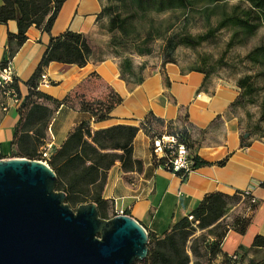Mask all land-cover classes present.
<instances>
[{
  "label": "crops",
  "instance_id": "1",
  "mask_svg": "<svg viewBox=\"0 0 264 264\" xmlns=\"http://www.w3.org/2000/svg\"><path fill=\"white\" fill-rule=\"evenodd\" d=\"M104 5V0H67L61 6L51 34L36 26L29 28L28 40L13 58L18 88L24 97L28 94L26 81L41 61L51 35L58 36L67 30L83 33L95 50L110 39V34L97 21ZM17 32L15 20L0 23V65L8 50L7 36ZM153 69V72L145 69L143 80L135 84L121 77L116 58L98 60L94 56L83 67L52 62L46 69L52 84L40 90L58 100L69 96L73 103L56 108L48 104L54 107V114L44 146L59 147L76 124L90 119V114L77 104V96L98 100L113 91L123 98L108 120L92 123L93 129L118 124L140 126L149 112L166 121L188 113L189 124L193 127L192 139L202 140L199 156L208 162L229 156L228 163L222 167L197 168L184 179L154 165L151 138L141 129L134 140V157L143 162L142 170L123 172L121 163L116 162L108 171L103 197L111 204L110 215L123 211L138 220L148 232L162 234L197 207L206 194L219 191L233 195L253 188L257 208L251 213L248 230L244 234L230 230L222 243V252L228 255L240 247L249 249L256 235L264 236V188L259 186L264 180V139H250L249 146H242L238 118L230 109L239 89L221 80L207 82L204 73L185 70L173 63ZM3 101L0 93V158H9L13 157L12 141L20 117L16 107L3 111ZM239 213L250 214L244 211L243 205H238L230 215ZM254 256L250 253V257Z\"/></svg>",
  "mask_w": 264,
  "mask_h": 264
},
{
  "label": "trees",
  "instance_id": "2",
  "mask_svg": "<svg viewBox=\"0 0 264 264\" xmlns=\"http://www.w3.org/2000/svg\"><path fill=\"white\" fill-rule=\"evenodd\" d=\"M0 23L15 20L18 24L17 33H9L8 50L1 65L7 63L8 58L13 59L20 48L28 40L27 32L31 26H36L44 32L51 34L52 28L61 11V6L67 0H1ZM105 1V0H104ZM118 6L106 4L98 15L97 21L102 24L105 14H110L107 32L114 34L119 32L122 37L129 36V28L132 17H136L143 8L144 3L150 0H120ZM132 1L136 7L127 4ZM185 0H165L167 4L175 2L185 3ZM212 3L223 2L221 8L222 16L213 29L207 33L192 37L190 35L165 36V47L163 64L174 63V53L179 46L197 47L203 42L215 37V32L221 29L232 31L230 40L227 41V49L236 45L245 44L264 25V0H240L239 3L226 8V0H209ZM161 3V4H165ZM124 7L120 11V8ZM141 35L135 36L134 42L141 40ZM115 38L111 43L115 44ZM150 49L140 51V54L150 53ZM97 57V49L90 44L87 35L67 30L58 36L51 35L50 43L42 56L32 76L26 81L28 94L24 97L18 108L19 121L14 130L12 146L14 147L13 157L27 158L31 160H43L40 149L46 144L48 132L51 128V118L54 114V107L68 102L73 103L71 97L58 100L39 89L41 76L52 62L62 64H76L83 67L92 57ZM98 59V57H97ZM104 60V59H98ZM208 62V61H207ZM242 62H249L258 71L254 75H245L238 80V87L241 92L231 104V111L245 106L247 103H255L256 95L262 89L255 83V78H264V43L250 50ZM121 77L128 81V75H133V65L129 58H125L121 64ZM140 70L144 73L145 66ZM206 75L205 68L194 69ZM18 79V78H17ZM143 77L135 84L140 83ZM18 81V80H17ZM167 83L169 81L166 79ZM18 87V83H16ZM19 90V88H18ZM80 109L90 114V119L83 120L76 124L68 133L66 139L59 147H54L48 165L58 176L57 189L64 191L67 195V203L74 210L84 203L94 202L98 206L99 215L109 219L111 204L103 197L106 187L108 171L120 162L123 172L141 171L143 162L134 157V140L142 129L151 138L152 161L155 166L166 167L163 158H157L154 153V141L161 139L164 135L176 136L178 142L184 143L191 151V171L204 166H225L229 156L216 162H208L202 159L198 151L202 146V140H193L189 124V115H180L176 120L166 121L153 112L146 114L140 126L113 125L104 129H93L92 123H99L108 120L112 111L123 102V98L111 91L104 99L90 100L85 97H76ZM54 107H50V105ZM221 117L218 116L219 120ZM264 123V96L261 101V114L259 124ZM164 127L165 132L160 131ZM171 129V132L167 130ZM261 139H264V135ZM248 138L242 136V146H249ZM186 179L189 173L177 172ZM264 188V180L260 182ZM245 195V191H237L233 195L222 192H212L205 195L199 205L191 212L174 223L170 229L162 234L149 232V253L144 261H136L134 264H205L201 261V250L198 245L199 237H194L197 230H206L214 234L215 240L209 243L206 249L209 252V259L214 260L221 255L225 264H264V236L256 235L252 246L240 247L234 254H224L222 243L224 237L230 230L240 234L246 233L252 219L251 213L256 210L257 203H252V193ZM238 205L244 206V213L230 215L231 210ZM193 217V220H190ZM229 220V221H227ZM261 253L262 257L257 259L250 257ZM194 257V259H193Z\"/></svg>",
  "mask_w": 264,
  "mask_h": 264
},
{
  "label": "water",
  "instance_id": "3",
  "mask_svg": "<svg viewBox=\"0 0 264 264\" xmlns=\"http://www.w3.org/2000/svg\"><path fill=\"white\" fill-rule=\"evenodd\" d=\"M248 137V135H245ZM47 164L0 158V264H134L149 232L128 214L102 218L94 202L76 210Z\"/></svg>",
  "mask_w": 264,
  "mask_h": 264
},
{
  "label": "rangeland",
  "instance_id": "4",
  "mask_svg": "<svg viewBox=\"0 0 264 264\" xmlns=\"http://www.w3.org/2000/svg\"><path fill=\"white\" fill-rule=\"evenodd\" d=\"M105 1L109 6H118L121 3L120 0ZM164 1H146L143 8L139 9L140 12L137 16L131 19L129 36L122 37L119 32L110 34V39L97 49L98 59L116 58L121 64L125 58H129L134 70L133 75H128V79L136 82L144 75L140 70L142 66H145L148 72H153L154 67L164 66L165 36L190 35L196 37L205 34L217 26L222 16L221 8L218 5L223 2L215 4L209 0H185L184 4L175 2L170 5ZM239 2L240 0H226L224 4L226 3V8H230ZM127 4L132 7L137 6L132 1ZM123 8L121 6L120 11H123ZM123 13L126 12L123 11ZM110 18V14H105L101 24L106 31ZM231 34V30L221 29L215 32V37L197 47L179 46L174 53L173 64L180 65L185 70L205 68L209 71L208 82L214 79L224 81L236 86L240 93L238 80L245 75H254L258 71V68L249 62L243 63L242 60L250 50L264 43V25L245 44L227 49V41L230 40ZM137 35L142 36L141 40L134 42L133 38ZM112 38H115V44L111 43ZM146 49H150L151 52L140 54V51ZM255 83L262 88L256 95V102L247 103L233 111L238 118L242 136L248 135L247 138L253 140L261 139L264 135V123L259 124L261 101L264 96V78L257 76ZM159 130L166 131L164 127H160ZM167 131L171 132V129L168 128ZM194 237L200 239L198 245L203 263L225 264L224 258L209 259V252L206 247L215 240L214 234L198 229ZM255 257L260 259L262 255L257 254Z\"/></svg>",
  "mask_w": 264,
  "mask_h": 264
},
{
  "label": "built area",
  "instance_id": "5",
  "mask_svg": "<svg viewBox=\"0 0 264 264\" xmlns=\"http://www.w3.org/2000/svg\"><path fill=\"white\" fill-rule=\"evenodd\" d=\"M15 66L13 59L8 58L6 64L0 65V93L2 94L4 101L1 103L3 111H8L10 107H16L17 109L22 104L24 96L21 94L20 90L16 86L17 81ZM52 81L48 77V74L44 72L41 76L39 82V89L49 87ZM176 136L164 135L161 139H156L154 143V153L157 158H163L166 162L167 170L174 173L177 172H191L192 158L190 149L182 142H178ZM53 145L43 146L40 149L41 156L43 160H40L48 165L47 159L50 157ZM253 188L247 189L244 196H248L252 193ZM252 203H257L255 197L251 200ZM118 214H123L120 211ZM193 220V217H190Z\"/></svg>",
  "mask_w": 264,
  "mask_h": 264
}]
</instances>
